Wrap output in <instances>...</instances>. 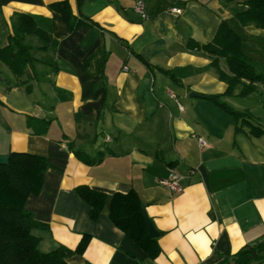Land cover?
Returning a JSON list of instances; mask_svg holds the SVG:
<instances>
[{"label": "crops", "instance_id": "1", "mask_svg": "<svg viewBox=\"0 0 264 264\" xmlns=\"http://www.w3.org/2000/svg\"><path fill=\"white\" fill-rule=\"evenodd\" d=\"M139 1L146 18L134 12ZM245 1L0 0V48L15 13L31 16L57 42V71L36 64L37 81L27 82L29 68L15 77L0 60V156L23 152L47 162L40 193L24 203L48 226L33 231L42 253L74 250L86 234V250L67 264H219L264 238V84L245 96L242 84L223 95L227 83L212 58L188 49L211 42L224 20L242 39L243 54L264 64V29L241 26L231 11ZM61 2L87 25L69 31L51 7ZM26 42L39 46L32 36ZM45 56L51 52L35 54ZM218 69L230 75L224 58ZM203 95H222L263 134L251 136L240 124L236 132L235 119ZM27 117L48 122L47 130L35 134ZM75 151L102 161L87 165ZM170 174L179 177L176 193L157 183ZM81 185L108 196L134 190L159 234V254L147 257L107 209L92 221L74 190Z\"/></svg>", "mask_w": 264, "mask_h": 264}, {"label": "trees", "instance_id": "2", "mask_svg": "<svg viewBox=\"0 0 264 264\" xmlns=\"http://www.w3.org/2000/svg\"><path fill=\"white\" fill-rule=\"evenodd\" d=\"M51 7L61 13L69 31L87 25L81 20H75L68 9L66 2L55 3ZM234 17L241 26L253 25L264 29V0H246L244 6L231 8ZM89 25H94L90 23ZM12 32L8 36V43L0 48V60L7 66L11 73L21 78L26 69L31 70L28 81H37L41 74L35 69L36 64L49 67L52 72L57 71L54 63V53L57 42L52 36L40 28L34 19L23 13H15L11 18ZM35 37L39 46H33L26 42V38ZM242 39L224 20H221L213 40L206 44L189 43L188 49L193 52L206 54L212 58L211 65L218 71L222 81L227 83V89L223 95H231L240 84L243 85L240 95L245 96L254 91L255 84H264V64L248 58L242 52ZM49 53L36 59L35 54ZM152 74V68L138 55ZM219 58L226 60L230 75H226L218 69ZM168 74L167 72H164ZM246 81L248 84H243ZM27 82H20L24 85ZM31 92L30 85L25 88ZM222 95H203L202 99L211 101L223 109L237 122L235 131H240L238 124L248 125L250 135L258 137L262 130L250 123L253 119L248 112H238L223 103ZM29 125L35 134L44 133L49 123L43 120H35L27 117ZM74 155L87 165L101 163L102 157H87L81 151H75ZM47 162L44 158L23 152H10L8 163L0 165V264H67V259L74 255L81 256L87 248L90 236L83 234L74 250L59 246L53 251L42 253L38 249L40 238L33 234L34 230L46 231L48 226L37 222L32 213L24 208V203L29 195H38ZM77 195L88 205V216L96 221L100 214L107 209L111 222L120 229L147 257L155 258L159 254L156 239L147 235V229L142 216L144 205L134 190L123 193H114L111 196L94 191L86 185L77 186ZM264 263V238L258 242L245 245L229 259L222 260L219 264H262Z\"/></svg>", "mask_w": 264, "mask_h": 264}, {"label": "built area", "instance_id": "3", "mask_svg": "<svg viewBox=\"0 0 264 264\" xmlns=\"http://www.w3.org/2000/svg\"><path fill=\"white\" fill-rule=\"evenodd\" d=\"M134 12L136 14H138L139 16H141L142 18H146V13H145V9H144V4L142 2H136L135 6H134ZM170 12L176 15H179L182 13V10L180 8H171ZM263 92H264V85H263ZM171 97L174 98L173 94H170ZM180 109L181 106H179ZM106 140H109V137H106ZM198 143L200 144V146H203L205 144L204 140L200 137L197 138ZM179 177L176 174H170L168 177L166 178H160L157 183L160 186H163L165 188H167L168 190H170L173 193H176L180 190L179 188Z\"/></svg>", "mask_w": 264, "mask_h": 264}, {"label": "water", "instance_id": "4", "mask_svg": "<svg viewBox=\"0 0 264 264\" xmlns=\"http://www.w3.org/2000/svg\"><path fill=\"white\" fill-rule=\"evenodd\" d=\"M191 95L196 97L195 94H191ZM7 163H8V156H0V165H6ZM141 213H142V216L144 218L148 237L151 239L157 238L159 236V234L155 230L152 222L145 216L143 209H142Z\"/></svg>", "mask_w": 264, "mask_h": 264}, {"label": "rangeland", "instance_id": "5", "mask_svg": "<svg viewBox=\"0 0 264 264\" xmlns=\"http://www.w3.org/2000/svg\"><path fill=\"white\" fill-rule=\"evenodd\" d=\"M262 264H264V263H262Z\"/></svg>", "mask_w": 264, "mask_h": 264}]
</instances>
